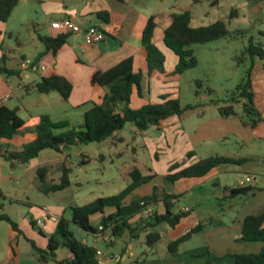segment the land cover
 I'll use <instances>...</instances> for the list:
<instances>
[{"label": "crops", "instance_id": "0c3cea01", "mask_svg": "<svg viewBox=\"0 0 264 264\" xmlns=\"http://www.w3.org/2000/svg\"><path fill=\"white\" fill-rule=\"evenodd\" d=\"M190 3L192 4V0H190ZM151 4H157V6L153 7ZM161 4H163V0H18V5L12 10L7 22L4 24L0 22V58L5 56L7 68L17 72V75L11 77L0 75V103L12 109L18 108L17 114H19L24 104L30 100L32 101L35 96L34 93H37L35 90L36 83L42 77L54 74L65 77L72 84L73 91L68 102L73 106H81L89 101L100 103L105 89L91 86L90 78L92 74L109 71L128 58H132V71L134 73L141 72L142 74L141 93L138 95L136 90L133 91L130 101L131 108L138 109L148 103H160L162 102L161 97L165 95L169 98H176L174 97L175 84H173L172 89L166 92L160 74H155L151 78L148 76L146 53L141 45L142 32L147 20L149 17L154 16L157 27L152 41L160 48L165 59L170 58L176 66L175 59L164 51L163 32L171 22L170 16L172 13L188 9L181 10V7H167L164 10L156 8ZM105 13H107L108 23H104L102 20ZM38 17L41 21L43 20V24L42 22L40 24L36 23ZM65 18H70L82 29L90 26L100 29L104 33V40L98 44H90L85 42L82 34H70L67 44L56 55L45 52L44 47L38 41V36L54 37L59 32L51 29L50 24ZM26 22H29L28 35L31 37L24 42L18 36ZM42 29L50 34L40 35L39 31ZM26 59L37 66L36 71L19 68V64ZM12 78H15L16 81L14 82ZM251 79L253 104L261 116V121L253 128L243 126L238 117H221L218 108L223 105H220L219 101L207 102L206 99H199L194 104L196 108L181 117H171L158 126H151L145 131L139 132L135 129L130 144L125 142V138L120 133H115L113 139L100 143L103 146L123 143L130 145V150L134 155L139 151L144 154L141 163L138 155H136L131 160L132 164L125 169L124 176L127 179V186L130 183L129 173L133 167L138 168L143 176L153 175L156 177L136 189L133 193L135 197L149 195L152 193L153 187L157 186L180 199L189 190L207 181L213 185H218V179L224 173L230 172L229 166H220L213 169L202 178L180 179L173 183L167 181L164 177L207 157L242 158L229 153V150L234 147H243L248 143L260 145V151L253 155L248 154L243 159L255 158L257 161L264 163V155L261 151V147L264 146V58L254 63L251 70ZM11 103H13L12 106ZM242 103L243 100L241 99L240 103L237 104L241 106ZM212 107L215 108L214 112L207 114V109ZM36 118L32 117L28 121H24L21 131L7 141L11 149L19 150L23 145L34 140L36 136L34 128L39 124L40 116ZM187 118L197 119V122L194 126L185 128L183 123L188 120ZM151 133L158 137L154 138ZM233 137H237L240 142H231L230 140ZM155 140L161 145L158 143V151L153 152L152 141ZM159 146H163V148L159 150ZM70 152H72L71 149L66 150L69 159H71ZM162 154H170V156L168 155L164 160L161 157ZM121 155V151L114 154L116 157ZM185 155L188 156L187 160L183 159ZM99 158L103 160L104 156L100 154ZM63 160V154L50 149L41 151L35 159L25 165H18L14 161H4L0 157V190L3 194L9 192L11 190L9 183H13L15 187L25 193V197L28 192H34L35 190L41 193L38 190L37 168L41 166L48 167L47 180L49 183L56 184L61 175L59 168L64 162ZM175 163L179 164V168L170 172V166ZM4 164L8 166L5 167ZM16 167L23 168L22 175L18 179H15L12 174ZM244 175L254 177V181L248 185L251 190L246 194H249L256 201V211L263 209L264 170L258 177L251 173H244ZM23 177L25 180L22 183L18 182ZM55 193L59 192H49L44 195ZM246 194L244 195L247 196ZM26 198L27 202H20L6 197V200L0 203V211L5 210L6 206H8L7 209L12 215L15 214V211H20L19 217L17 216L14 222L21 231V235H19L11 229L8 223L0 222V264H67L72 259V254L66 248L60 247L54 252L47 251L48 239L56 231V221L64 216L59 213L62 209H52L50 206L41 205V203L34 206L28 203L30 201L28 197ZM179 199L177 204H179ZM19 204L25 205L28 210L22 211ZM153 209H156L158 213L164 212L160 201ZM178 209L183 208L178 207ZM112 211L113 209H105L103 214L91 216V225L99 227L103 216L109 215ZM189 212H191V209H189ZM3 214L13 219L9 213ZM70 215L71 212L65 218L70 219ZM139 218L141 217H134L131 221L132 224L136 225ZM38 221H42V227L31 225L33 222L37 224ZM239 224L241 226V223ZM3 226L4 230H1ZM194 226L196 225L190 226L186 230H157L156 228L161 236L151 248L152 250L155 248L156 251L151 253L150 257L145 258L138 256L136 249L144 245L148 230H135L133 234H137V238L131 237L128 230H123L120 238L114 240L111 245V247H114L119 244V255L102 251L98 246L100 241L94 243L93 235L86 232L84 233L86 236L81 234L79 238H75L81 243L94 246L106 255L110 254L113 261L105 264H205L210 256L221 257L226 253H257L264 247V244L261 243L247 244L240 242L238 239L241 230L202 229L190 234L178 246L176 253L171 254L168 245L187 234ZM37 228L43 232V235L40 233V236L35 234L34 230ZM49 228L53 229L50 230ZM38 229L37 232H39ZM72 232L75 236L74 231ZM31 242L39 250L45 251L46 254L43 255L34 251ZM50 253H53L54 257Z\"/></svg>", "mask_w": 264, "mask_h": 264}, {"label": "trees", "instance_id": "16d2710c", "mask_svg": "<svg viewBox=\"0 0 264 264\" xmlns=\"http://www.w3.org/2000/svg\"><path fill=\"white\" fill-rule=\"evenodd\" d=\"M208 1L210 6H217L218 0H192L193 5H198ZM251 5H258L264 0H247ZM18 5V0H0V22L6 23L12 10ZM238 10L231 9L228 18L238 17ZM171 22L164 30L163 44L178 59L177 65L171 72L172 75H180L183 72L197 66V57L194 54L193 46L206 45L220 39L231 37L228 30V22L217 20L209 25L193 27V14L190 10L174 12L170 16ZM104 23H108L107 13L102 18ZM157 25L155 17L151 16L142 32L141 45L146 53V63L148 76L151 78L155 74L165 76V57L160 49L153 43L152 38ZM103 32V31H102ZM70 34L58 33L54 37L38 36V41L44 47L45 52L56 55L66 44ZM244 51H242L243 53ZM247 56L242 54L238 60L242 64L248 65L245 76L237 85V96L232 103L241 104L242 114L236 111L232 104L220 106L218 108L221 117H238L245 127H255L261 116L253 104L251 70L257 59L264 58L263 44L256 46L250 41L249 47L245 50ZM5 56L0 58V75L11 77L17 72L10 70L6 66ZM141 72L132 71V58H128L106 72H95L90 78L92 87L105 89L100 103L94 101L86 102L82 105H89L83 112L82 124L76 128H70L68 121L51 122L48 115L40 117L39 124L34 128L35 138L33 141L23 145L19 150L11 149L8 142L17 135L24 126V121L18 116V108H9L0 103V157L4 161H14L18 165L28 164L35 159L38 154L50 149L59 154H66V150L73 149L79 145L90 143H102L114 138L115 133L124 129L126 124H132L139 132L147 130L151 126H158L161 122L171 117H181L183 114L196 108L195 105L181 106L177 98L162 96V102L157 104L148 103L138 109L130 107L131 96L136 90L140 95ZM35 90L39 94L48 95L56 93L60 99L67 102L72 94L73 87L68 79L61 75H50L42 77L35 85ZM198 96V92H195ZM55 133V130H62ZM68 154H66L67 156ZM80 157H85L83 154ZM88 162V160H86ZM82 161L81 163H87ZM249 162L243 158H233L226 156H212L201 159L196 163L176 171L164 177L173 183L180 179L202 178L211 170L220 166H242ZM179 168L175 163L170 166V172ZM61 173L58 183H49L47 180L48 167L41 166L36 170L38 190L47 194L49 192H60L67 189L71 182L69 174L71 168L63 162L59 168ZM156 176H143L138 168L133 167L129 173L130 183L123 190L113 196L98 197L80 207H72L70 219L60 217L56 221V231L48 239L47 251L54 252L58 248H66L72 259L67 264H97L96 248L78 241L70 225L73 224L90 235H95L99 227L107 229L110 227L113 240L119 239L123 230H128L131 237L137 238L133 234L135 230H148L145 236L144 245L152 248L154 243L160 239V234L156 228L162 224L170 228H175L189 214L177 208L179 197L171 195L157 186L149 195L135 197L134 192L140 186L149 183ZM251 190V187H234L228 190L230 196L244 195ZM0 199L6 200V196L0 190ZM161 202L164 212L158 213L154 206ZM146 208L152 210L151 215L144 218L142 213ZM105 209H113L112 213L103 216L99 227H94L90 223V217L95 214H103ZM140 216L136 225L132 224L134 217ZM6 222L11 229L21 235L18 225L6 214H0V222ZM37 227L36 223H31ZM204 225L196 224L190 231L180 238L172 241L168 245L171 254H175L178 246L184 242L190 234L202 230ZM38 229V228H37ZM241 232L239 241L242 243L264 244V208L247 214L241 222ZM39 233L43 232L38 229ZM31 245L37 253L46 254L39 250L32 242ZM205 264H264V247L257 253H226L221 257L210 256Z\"/></svg>", "mask_w": 264, "mask_h": 264}, {"label": "rangeland", "instance_id": "374dc122", "mask_svg": "<svg viewBox=\"0 0 264 264\" xmlns=\"http://www.w3.org/2000/svg\"><path fill=\"white\" fill-rule=\"evenodd\" d=\"M151 6L154 7L157 4H151ZM167 7H181V10H190L193 14V27L206 26L217 20L228 22L227 27L231 37L206 45L193 46L198 64L195 68L189 69L180 75L169 74L170 71L174 70L175 64L167 57L164 65L166 75H161L166 92L172 89L173 84H175L174 97L179 100L181 106L194 105L199 99H206L207 102L219 101V104L223 106L232 104L239 115H241V106L231 101L237 96L236 87L245 76L248 65L242 64L238 60L241 59L242 54L247 56L245 50L249 47L250 41L255 46L258 43L263 44L264 49V2L258 5H251L247 0H218L217 6H210L208 1L192 5L190 0H163V4L158 5L156 8L164 10ZM233 8L238 10V17L229 19L228 15ZM41 22L43 24V20L41 21L38 17L36 23L40 24ZM28 29L29 22H26L25 26L20 30L18 36L20 40L25 42L31 37L28 35ZM39 34L47 35L50 33L42 29ZM164 49L175 59L177 65V57L165 47ZM242 51L244 52L242 53ZM257 60L259 61L260 59ZM12 80L16 81L15 78H12ZM195 92H198V96L195 95ZM34 95L32 101L25 103L20 109L18 115L23 121H28L32 117L37 119L36 117L48 115L51 122L68 121L70 128H76L82 124L83 112L89 107V105L73 106L68 101H62L56 93L48 95L34 93ZM38 98L41 99L38 100ZM12 105L13 103H11ZM213 110H215L214 107L207 109L206 113L211 114L214 112ZM196 120L194 118L188 119L183 125L185 128H189L194 126L197 122ZM62 131L63 129L55 130V133ZM133 132H135V128L128 123L119 133L125 138V142L130 144L134 136ZM151 136L154 138L158 137L153 135V133H151ZM230 141L240 142L237 137H233ZM158 143L156 140L152 141L153 152L158 151ZM254 144L248 143L243 147H234L229 150V153L245 158L248 154L253 155L260 151V145ZM129 146L123 143H115L111 146L90 143L74 147L72 152H70L71 159L63 153V161L71 168L69 174L71 185L64 191L52 195H44L36 190L28 192L26 196L30 201L28 203L34 206L41 203V205L52 207V209H62L59 212L60 215L67 217L72 207L83 206L98 197L116 195L127 186L124 171L128 165L132 164V158L138 155L140 163L144 158V154L141 151L134 155ZM162 148L163 146H159V150ZM117 151H121L122 155L120 157L114 156ZM261 151L262 155H264V146L261 147ZM80 154L85 157H80ZM100 154L104 156L103 160L99 158ZM168 155L170 156V154ZM168 155L162 154L161 157L165 160ZM187 157L185 155L183 159L187 160ZM85 158L88 162L84 160ZM82 161L87 163L82 164ZM4 166L7 167L8 165L4 164ZM228 169L230 172L224 173L218 179V185H213L207 181L192 188L179 199L177 208L186 207L191 209V212L182 220L179 226L171 229L167 225H160L157 230H186L198 223L204 225L203 230H240L241 226L239 223L243 221L247 214L256 211L257 203L249 194H246L247 196L236 195L232 197L229 195L228 190L237 186L236 181L239 178H243L244 173H251L258 177L264 170V163L257 161L255 158H250L249 162L242 166L232 165ZM22 172V167H16L12 174L15 179H18L21 177ZM23 180H25L24 177L18 182L22 183ZM9 187L11 190L4 192L8 199L27 202V198L24 196L25 193L21 189L15 187L13 183H9ZM171 188L174 192L173 186ZM3 202L4 200L0 199V203ZM7 207L3 211L1 210L0 213L10 214L11 212L8 211ZM19 207L22 211L28 210L25 205L19 204ZM19 215L20 211H15L13 215L10 214L13 221H16ZM4 226L1 230H4ZM49 229L52 230L53 228ZM70 230L74 231L76 238L85 233V231L73 224L70 225ZM34 232L40 236L37 229ZM98 246L105 253L112 252L115 255L120 253L119 244L110 247L100 241ZM136 251L138 256L145 258L150 257L151 253H154L156 249L152 250L143 245L141 248L138 247Z\"/></svg>", "mask_w": 264, "mask_h": 264}, {"label": "built area", "instance_id": "2783aa9c", "mask_svg": "<svg viewBox=\"0 0 264 264\" xmlns=\"http://www.w3.org/2000/svg\"><path fill=\"white\" fill-rule=\"evenodd\" d=\"M50 28L56 30L59 33H67V34H82L85 42L90 44H98L104 40V33L94 27L90 26L88 28L82 29L80 26L76 25L70 18H65L61 21L52 22L50 24ZM20 69H30L32 71L37 70V66L34 63L30 62V60L26 59L19 64ZM254 181V177L251 175H244L243 178L239 179L236 182L237 187H246ZM183 212H189V209L183 208L181 209ZM152 210L150 208H146L143 213L142 217L146 218L151 215ZM37 226L42 227V221H38ZM113 240V236L111 234L110 227L107 229H103L99 227V231L93 235V242L96 243L97 241L103 242L105 245L110 244ZM96 259L97 264H105L106 262L113 261V257L109 254H104L101 250L96 249Z\"/></svg>", "mask_w": 264, "mask_h": 264}, {"label": "water", "instance_id": "95a60500", "mask_svg": "<svg viewBox=\"0 0 264 264\" xmlns=\"http://www.w3.org/2000/svg\"><path fill=\"white\" fill-rule=\"evenodd\" d=\"M50 255H51L52 257H54V254H53V253H50Z\"/></svg>", "mask_w": 264, "mask_h": 264}]
</instances>
